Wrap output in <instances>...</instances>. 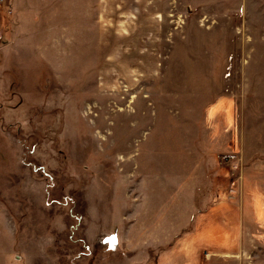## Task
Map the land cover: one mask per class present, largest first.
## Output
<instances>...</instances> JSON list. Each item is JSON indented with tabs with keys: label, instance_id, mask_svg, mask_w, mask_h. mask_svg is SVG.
Here are the masks:
<instances>
[{
	"label": "rangeland",
	"instance_id": "1",
	"mask_svg": "<svg viewBox=\"0 0 264 264\" xmlns=\"http://www.w3.org/2000/svg\"><path fill=\"white\" fill-rule=\"evenodd\" d=\"M263 3L0 0V264H264Z\"/></svg>",
	"mask_w": 264,
	"mask_h": 264
},
{
	"label": "crops",
	"instance_id": "2",
	"mask_svg": "<svg viewBox=\"0 0 264 264\" xmlns=\"http://www.w3.org/2000/svg\"><path fill=\"white\" fill-rule=\"evenodd\" d=\"M264 4V3H263ZM200 218V217H199ZM1 227V226H0ZM2 231H1V229H0V233H1ZM194 233H188V234H186V235H182L181 237H179V238H177L174 242H173V244H172V246H170V248H168V249H166L163 253H162V255H165V260H166V255H167V250H170L171 248H173L182 238H184V237H189V236H192ZM1 236V235H0ZM8 247V246H7ZM160 258H162V256L160 257ZM8 260H9V258H8ZM8 260H6V262L8 261ZM11 260V259H10ZM9 263H10V261H8ZM195 264H198V262H196Z\"/></svg>",
	"mask_w": 264,
	"mask_h": 264
},
{
	"label": "trees",
	"instance_id": "3",
	"mask_svg": "<svg viewBox=\"0 0 264 264\" xmlns=\"http://www.w3.org/2000/svg\"><path fill=\"white\" fill-rule=\"evenodd\" d=\"M83 242V241H82Z\"/></svg>",
	"mask_w": 264,
	"mask_h": 264
}]
</instances>
